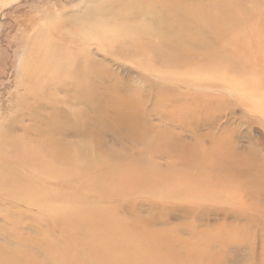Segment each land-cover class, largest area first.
I'll list each match as a JSON object with an SVG mask.
<instances>
[{"label":"rangeland","instance_id":"rangeland-1","mask_svg":"<svg viewBox=\"0 0 264 264\" xmlns=\"http://www.w3.org/2000/svg\"><path fill=\"white\" fill-rule=\"evenodd\" d=\"M1 166L0 264H264V0H0Z\"/></svg>","mask_w":264,"mask_h":264},{"label":"bare ground","instance_id":"bare-ground-1","mask_svg":"<svg viewBox=\"0 0 264 264\" xmlns=\"http://www.w3.org/2000/svg\"><path fill=\"white\" fill-rule=\"evenodd\" d=\"M207 5V4H206ZM205 5V6H206ZM183 8V7H182ZM165 29V28H164ZM160 31V30H159ZM194 35V34H193ZM166 36V35H165ZM174 38V37H173ZM198 42V41H197ZM65 48V47H64ZM175 48V47H174ZM60 53L59 54H61L64 50H63V48H60ZM66 58H68L67 56H64L63 57V63L64 64H67L68 62L70 63L71 62V60H69V58L68 59H66ZM78 66H79V64L77 65V66H75V68L77 69V70H79L78 69ZM57 67H58V69L59 70H61V66H60V64H57ZM67 72L65 71V72H61L60 74H62V75H64V74H66ZM251 73V72H250ZM95 106H97V105H95ZM123 108H125L124 106H122L121 105V107L119 108V110H120V113L123 111ZM113 109V108H112ZM115 109V108H114ZM134 115V114H133ZM134 117H135V115H134ZM134 117H132V118H134ZM134 121V120H133ZM119 122H120V124L122 125V123H123V126H121L122 128H126V130H129L128 128L130 127V126H133L132 125V120H123L122 118L121 119H119ZM135 122V121H134ZM53 125V124H52ZM125 125V126H124ZM63 126V125H62ZM50 127H51V125H50ZM128 127V128H127ZM61 128H63V127H61ZM15 143H17V142H14V143H10V142H8V144H15ZM61 151H63V150H61ZM64 153H66V151L64 150L63 151ZM5 166H1V170L3 169V170H7V174H6V176L5 177H3V178H1L0 177V185H3V188L5 189V188H8V189H10L11 188V186L13 185H11V183H13V181L15 182L16 180L19 182V177H18V175H14V171L11 169V168H9V167H5ZM234 171L238 174V178L239 179H241V180H243L244 179V177L241 175V174H244L243 173V171H242V168H240V167H237L236 169L234 168ZM109 173H113V171L111 170ZM49 177H54L55 178V175L54 174H47ZM23 184H25V181H23L22 182ZM103 185V184H102ZM14 186H16V184H14ZM219 187V186H218ZM262 201H264V198L262 199ZM48 203H51L52 204V206L53 205H55V210L57 211V213L59 214V218L60 219H63V220H65L66 222H68V221H70L71 223H72V225L75 227L76 225H78L81 221H83L82 222V224L85 226L86 225V222H85V220L83 219V218H81V217H78L76 214H75V212L78 210V206L76 205V204H70V205H68L67 203H65V202H62L61 200H59V199H57L56 201H54L53 202V200H51V201H47ZM45 204V203H44ZM43 204V205H44ZM263 205H264V202H263ZM77 209V210H76ZM79 231V230H78ZM80 233L84 236V238H86V239H89L90 237H92V234L90 233V231L88 232V231H83V232H81L80 231ZM96 247H98V246H94V248L95 249H97L98 250V253L99 254H102L103 255V253H106V251H104L103 250V248H96ZM25 252H27V255H29V256H33V255H35V253L33 252V249L30 247V250H27V251H25ZM33 252V253H32Z\"/></svg>","mask_w":264,"mask_h":264}]
</instances>
